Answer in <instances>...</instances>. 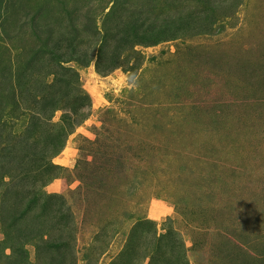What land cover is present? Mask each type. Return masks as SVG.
<instances>
[{
  "label": "rangeland",
  "instance_id": "374dc122",
  "mask_svg": "<svg viewBox=\"0 0 264 264\" xmlns=\"http://www.w3.org/2000/svg\"><path fill=\"white\" fill-rule=\"evenodd\" d=\"M169 238L264 264V0H0V264Z\"/></svg>",
  "mask_w": 264,
  "mask_h": 264
},
{
  "label": "trees",
  "instance_id": "16d2710c",
  "mask_svg": "<svg viewBox=\"0 0 264 264\" xmlns=\"http://www.w3.org/2000/svg\"><path fill=\"white\" fill-rule=\"evenodd\" d=\"M41 111L42 113L47 111L46 105ZM46 170H48V166ZM163 244H164V249L159 253V255L150 257L151 264L153 261L154 262L156 261L158 263H163V264H172L174 262H180L178 260H175V259H178V255H180V252H179L180 250H178L177 254H175L176 251H175L174 239L169 238V240H166ZM165 249H166V252H165Z\"/></svg>",
  "mask_w": 264,
  "mask_h": 264
}]
</instances>
